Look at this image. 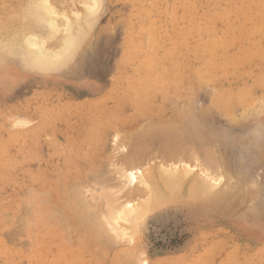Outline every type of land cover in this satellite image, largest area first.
Instances as JSON below:
<instances>
[{"label":"rangeland","instance_id":"obj_1","mask_svg":"<svg viewBox=\"0 0 264 264\" xmlns=\"http://www.w3.org/2000/svg\"><path fill=\"white\" fill-rule=\"evenodd\" d=\"M26 1L28 0H0V18H2L0 19V24L6 29L4 31L11 34L12 30L15 32L22 28L20 24L23 25L21 20H23V22L25 20L23 18L25 15L23 9L28 5ZM49 1L50 5L55 6L53 5L55 1ZM73 1L71 4L69 0L66 1V3L62 1L63 5L60 0L61 6L56 5L58 8L55 6L56 9H54L57 12L62 9V12H66V10H70L69 7L72 4H76L75 6L73 5L75 9L68 10L67 13L71 14L72 12L82 10L80 2L78 5L76 0ZM102 1H104V4H102L104 8L101 9L104 10L99 14L100 17L98 15L99 18L96 20V26L94 24L91 32L88 31L90 35L87 33L86 39L84 38L85 40L81 43L82 45L80 44L81 46H79V48L83 49L78 48L76 51L75 56L77 52L79 56H74V62L72 59V64L70 62L71 65H67L64 69L52 73L46 72L48 74L27 71V68L25 69L19 61L18 64H20L21 67H19L15 59H3L2 55L0 57V264H264V214L258 217V215L249 212L245 221H239L236 216L223 213L219 214L221 218L224 217V219H219L220 216L216 217L217 219L209 217L207 219L205 217H197L196 215L197 218H195L189 212L190 210L183 204V200L181 202L179 199L148 214L144 220L139 222L136 230L132 229L135 231V233L132 232L134 233L132 235L133 238L129 239L130 235H126V237L124 236L121 240L120 237L116 235L115 241H112L114 234L110 231V235L113 237L109 236L110 242L108 245L102 246L100 244L101 240H99L98 243V240L95 239L90 243L91 245L89 244V249L82 248L83 250H81L82 246H79L80 242H78L76 236L70 238V243H68V245L66 244L67 242L65 243L63 241V224H57L58 222L56 223L55 219H49V223L45 220L40 221L38 218L42 216L36 212V207L33 202L32 204L34 207L30 202L31 210L27 207L29 205L26 203L28 201L27 195L25 196L23 194H27L28 192L26 193L25 191L30 188H36V193L33 194H35V196L39 194L38 196H40L41 199H47L50 204L53 203L55 205L60 200V197L54 193H59L58 189L50 191L51 189H44L34 183L36 174L39 176L41 175V179L46 177V180L53 182L52 178L54 180L55 174L60 171L61 168H66L72 161H74V164L73 167L68 166L70 169L76 168L78 171H84L88 168L89 170L97 171L99 174L103 173L98 175L101 177H105L108 173L109 176H106L108 180L104 183L102 182L101 185L96 184L100 180H93L96 187L92 182L91 174H86L84 180L86 181L87 179L86 182L93 187L88 185L89 188L87 186L83 188L84 191L86 190V194L92 192V195L90 194L91 196L87 195L88 198L92 199V196L96 195L93 194L94 192H100V187L103 189L107 187L106 189H109L111 193L112 189L115 191L114 188L117 186L120 179L118 181V177L114 175L115 171H112L114 162L119 161V163H121L120 165L118 162V164L114 163L115 166L118 165V168H122L123 165L122 171H125V168H127L128 170L126 169V171L131 172L133 167H135L133 166L130 168L127 164L129 169L124 162L125 156L130 155V153L134 151L132 150L134 149V143H138L134 139V141L129 140L128 134H135L134 131L138 130L134 123L131 121L129 122L132 117L136 116L134 104L132 103V101L136 102V96L131 94L130 90L136 89L132 88L134 86L131 82L136 72H144V70L143 72L140 70V64L147 63L144 61L145 58L150 57L156 60L154 69L151 67L149 68L150 71L158 73L159 75L160 73L156 71L157 69L155 68H158V63L163 62L160 60L163 59V56H169L170 61L187 58L192 56L190 51L196 52V49H193L196 46L200 50V56L203 57L208 54L207 57H204L206 60L215 58L223 59L225 57H245L251 52H256V55H253L256 59H254V62L249 66V70L254 73L252 75L254 77H258L264 73V36L259 37L260 35L255 29L250 30L253 32L250 38L248 37L240 40V36L237 35L236 32L239 29H234V36H228L226 35V32H228L226 30L228 23H226V20H220L218 22L217 20L219 19H217L213 24V26L216 27H209L210 30L212 29V32L209 33L210 39L213 38L215 43L208 44V39L204 38L208 36V33L199 31L198 33L200 35H198L193 27L190 28V20L188 22V17L184 14V6L182 5L183 0H180L181 2L179 0H169V2L168 0H162L163 2H159L157 5L154 0H140L139 3L134 2V4L133 2L129 3L130 1L128 0ZM204 1H208L210 4L213 2L218 3L220 8L226 7L224 5L225 3H221V1L198 0L199 3ZM132 4L142 5L140 8L141 10L139 11L138 7H134ZM19 6L23 8L20 7L21 9H19ZM59 6L62 8L59 9ZM148 6H150V8ZM165 7H167V11ZM197 7H199V4H197ZM15 12H17L19 16L15 14ZM13 13L14 15H12ZM203 13L207 12L199 11L197 17H201ZM8 15L12 19L9 20ZM134 15H137L138 19L128 23V18L132 20ZM167 19L168 21H166ZM15 20L18 21L16 22ZM26 24H28V22ZM131 24H133L135 28L137 26L138 29H135L136 32L134 28L131 27ZM1 28L0 30L3 29ZM144 30L148 31V36L146 33L144 35ZM4 31H2V33H4ZM152 31L153 34H151ZM141 34L142 36H139ZM195 34L197 36H195ZM145 36L148 37V43L145 42L146 45L143 42L144 39L146 41ZM151 36L159 39L161 38V40L150 42L149 38H151ZM139 37H141V39L143 37V41ZM179 37H183L187 39V41L181 44V40L179 41L177 39ZM194 38H198L199 41ZM228 39L229 42L238 44L227 43L228 45L225 48H218V42ZM235 39L237 41H235ZM170 41L173 44H170ZM97 44L98 46H96ZM128 46L130 47L128 48ZM153 46H155V48ZM203 46L206 47L205 50L201 49ZM211 46L215 47V49L213 47L211 48ZM135 48L141 49L138 58H136L137 56L135 57V55H137ZM209 48L212 50L207 53ZM160 49L161 51H159ZM213 49L215 51H213ZM124 57L134 58L126 63L122 61L125 60ZM8 59L10 60L8 61ZM158 60H160V62H158ZM69 68L72 71H70ZM239 69L240 68L237 67L235 70L236 78L241 71ZM63 70L65 72H62ZM253 81V78L246 77L243 81V85L250 89L252 87L251 90L254 89V93L251 94L252 92H250V95H253L254 99L256 95L259 100L258 96L261 95L260 93L264 94V85L258 86L256 84L258 81H254L255 83ZM255 85H257L256 88ZM203 88L199 89L200 91L197 90L199 92L195 95V113L196 115L199 113L198 115L200 116L201 114L202 116V112L206 110L203 115L207 113L205 115L208 117L207 121L213 122L214 128L222 127L221 129L223 130L226 120L223 114L220 113L221 111L218 113L219 109L216 108V110L214 106L213 109L217 112L213 111L210 104L212 103L211 96L216 93V90L211 87L215 90H213V93L211 89V94V92H206L209 86H207V89L206 87ZM209 94L210 97L208 96ZM261 98L264 99L262 95ZM262 99L259 100V103L261 101L264 105ZM238 111L239 114L242 112L237 109V112ZM260 114V116L257 114L254 119L260 126H263L264 131V112H260ZM206 117H204L205 120ZM22 118H25L24 120L27 122ZM101 118H103V120ZM95 120L96 122L93 123ZM138 121L140 122L137 124H143L141 119ZM223 121H225V123ZM256 122H250L248 124H256ZM215 124L217 125L215 126ZM129 129L132 131L126 132ZM217 130L219 131V129ZM85 137L86 141L81 139ZM126 137L129 139L127 138V140ZM117 142L118 144H116ZM122 147L124 148L122 149ZM69 152L71 153L69 154ZM65 154H73L76 155V157H68L65 159ZM114 156L115 160L113 159ZM122 159L123 161H120ZM142 159H146V161L144 160L142 162V160H140L138 162L142 165L139 164L142 168L139 167L138 163H136L137 165L135 164L140 170L144 169L142 163H147V161H149L147 157ZM67 162H69L68 165H66ZM109 166L112 167L111 170L108 169L110 168ZM259 168L261 170H256V175H254V184L262 185L263 188L261 192L262 198L264 199V164L263 167L261 165ZM197 169L198 168H194L192 174L197 173ZM137 170L138 169L135 168L131 173ZM87 171L88 170H86V172ZM111 172L112 174H110ZM219 176L220 174L217 176V180ZM221 177L223 178L224 175L220 176V178ZM224 178L226 182V177ZM223 179L221 180L223 181ZM218 181L219 185L224 182L221 181L220 184V180ZM123 182L124 180L122 183ZM226 183H223L222 186L226 185ZM66 190L67 189H64L63 191ZM63 191L61 190L62 193ZM68 191L63 193V197H69V195H66V193L70 194ZM46 192L48 195L50 192L51 196H48ZM88 198H86V203L90 202L93 204V201L91 202V199ZM69 203L68 201L67 204L72 205V203ZM47 205L49 206V204ZM48 206H44L46 207L47 214L52 211V209L49 208L51 206ZM64 207L68 206L66 205ZM28 208L29 211L27 210ZM42 208L40 212L45 215L46 212H44V210L42 212ZM17 215H20V217ZM17 220L23 223L20 222V224ZM11 223L15 225L14 229L17 228L18 230H14ZM23 224L26 227H24ZM4 234L9 236L8 239ZM14 234H17V236ZM128 243H130V245ZM103 244L106 243L104 242ZM131 250H135L142 254V256H138L137 258L139 261L128 254ZM130 257L133 259L131 260Z\"/></svg>","mask_w":264,"mask_h":264},{"label":"bare ground","instance_id":"obj_2","mask_svg":"<svg viewBox=\"0 0 264 264\" xmlns=\"http://www.w3.org/2000/svg\"><path fill=\"white\" fill-rule=\"evenodd\" d=\"M53 1H55L54 3H56V4L53 3V5L58 6L62 1H65L66 3V1L68 0H61V2L60 0L59 1L53 0ZM69 1L71 4L73 0H69ZM76 1L78 5L80 2V6H82V10L77 12L71 11L72 12L71 14L67 13L69 9L66 10V12H62L63 9L60 11L58 10L57 12L55 10L56 9L55 6L50 5L49 0L26 1L28 2V5L27 4H26L27 6L24 5L25 8L23 9V12H25L23 18L25 20L23 22V20H21L20 18V20L22 21L20 22L23 23V25L20 24V26H22L20 30L15 32H13L12 30L13 33L11 32L10 34L7 31H4L6 29L2 27L0 24V26L3 28L2 29L0 27L2 29L0 30V57L2 55L3 59L4 58L5 59L11 58L12 60L15 59L17 64L19 61L22 64V66L25 67V69L27 68V71H34L40 73H46V72L52 73L55 71H60L65 67H67V65L70 64L73 57L75 56V53L78 50L79 46L82 45L81 43H83V40L86 39L85 38L86 34L88 33V31L91 32L94 24L96 26L97 23L96 20L97 18L100 17L99 14L104 10L101 9L104 8L102 7V4H104L103 3L104 1L102 0H76ZM128 1H130L129 3L133 2L134 4V2L139 3L140 0H128ZM154 1L156 2V5L157 3L159 4V2L160 3L163 2L162 0L161 1L154 0ZM217 1H221V3L224 2L225 3L224 5L226 7L220 8V5L218 3L213 2L212 4H210V2L208 1L199 3L200 1L198 2V0H183L182 2V5L184 6L183 9L185 11L184 14L185 16L188 17V22L190 20L189 22L190 28L193 27V29L196 30V34L198 35H200L198 33L199 31L208 33V36L204 37L205 39H208V44L215 43L213 41V38L210 39L211 37L209 36V33L212 32L211 31L212 29L210 30L209 27L212 26L213 28L214 27L213 24L214 22H216L215 20L217 19H219L217 20L218 22L220 20H226V23H228L226 27V30L228 31L226 32V35L228 36L235 35L234 29L236 30L239 29L236 32L237 35L240 36V40H243L248 37L250 38L252 36L251 34H253V32L250 31L252 29H255V31L258 32V34L260 35L259 37L264 36L263 34L264 0H217ZM133 4L132 6L138 7L139 11L141 10L140 8L142 7V5H133ZM197 4H199V7H197ZM73 5L74 4H72L69 7L70 10L74 8ZM60 6L59 9L62 8ZM150 6L148 7L150 8ZM20 7L21 6H19V9L23 8ZM165 8L167 11V7ZM199 11H204L207 13H203L201 17H197ZM15 14H17V12H15ZM12 15H14V13ZM17 15L19 16V14ZM8 19L10 20L12 18H10L9 16ZM137 19L138 16L134 15L132 20L128 18L127 22L129 23L130 21H136ZM166 21H168V19ZM27 22L29 25L26 24ZM133 24H131V27H133ZM133 28L134 30L138 29L137 26L136 28L135 27ZM2 31H4V33H2ZM147 32L148 31L144 30L143 32L144 35L145 33L147 35ZM142 34L139 36H142ZM151 34H153V31ZM196 34L195 36H197ZM152 36L151 38H149L150 42L152 41L156 42L158 40H161V38L159 39L157 37H152ZM139 38L141 39V37ZM145 38L146 41L145 39L143 41V37L141 39L144 43L147 42L148 37L145 36ZM177 39L179 41L181 40L182 42L181 44L187 41V39L183 37H179ZM194 39L198 40V38H194ZM235 41L237 40L235 39ZM218 43H219L217 44L218 48L223 49L228 45L227 43L231 44L232 42H229L228 39ZM170 44L173 43L170 41ZM96 46H98V44ZM129 47L130 46H128V48ZM153 47L155 48V46ZM212 47L213 46H211V48ZM213 48L215 49V47ZM79 49H83V48H79ZM193 49H196V52L190 51L192 56L182 59L180 58V60L170 61L169 56L168 57L163 56L162 57L163 59H160L163 62H160V60H158V62H160L158 63L159 69L155 68L157 69L156 71L160 73L159 75L158 73H154L153 71H150L149 68L151 67L154 69V66L156 64L155 59L147 57L144 59V61H146L147 63H142V65L140 64L141 66L140 70L142 72L144 70V72L143 73H139V71L136 72L135 77L131 81L134 86L132 88H136V89L130 90V93L136 96V102L132 101V103L134 104L133 106L135 108L136 116L132 117L129 120V122L131 121L132 123H134L135 127H137L136 129L138 130L134 131L135 134L128 133L130 139L126 137V139L128 138L129 140L132 141L135 140L138 143H134L135 144L134 149H132L134 151L130 153V155H126L124 160L126 167L129 168L130 166L131 168L135 166L133 167V169L135 170L136 168L138 170L134 173H131L133 169L131 170V172H128L126 171L127 168H125V171L124 170L122 171L123 165L122 168L120 167L118 168L117 167L118 165L116 166L114 165V163L117 162L119 163V161L114 162L113 165L110 162L113 168L109 166L110 168L108 169L111 170L112 168V171L113 170L115 171V174L114 173L113 174L118 177L117 178L118 181L119 179L121 181V182L119 181L120 183L117 181L118 182L117 186L115 185L116 187L114 188L115 191H113L112 189V193H111L109 189L108 190L106 189L107 187L104 189L100 187L99 189L100 192L98 191L99 193L96 190L97 193L95 192L93 193L96 195H93L92 199L88 198L87 195L89 196L92 192L90 194L89 193L86 194L85 192L86 190L84 191L83 187L86 186L88 187V185L89 186L92 185L86 182L87 179L86 181L84 180L86 178V174L87 175L91 174L92 182L94 179L100 180L96 184L101 185L102 182L104 183L106 182V180H108L106 179L108 173L105 177H101L98 175H101L103 173L99 174L97 171L89 170L88 168L86 169L88 170L87 172L86 170L78 171V169L76 168L73 169L68 168V166L73 167L74 161H72L71 164L67 162L66 165L68 164L69 165L66 166V168H64L61 165L63 168H61V170L55 174L54 176L55 181L52 178L53 182L46 180L45 176H44L45 178L43 179H41L42 178L41 175H40L41 177L37 174L35 176L34 183L37 186H40L44 189H51L50 191L56 189L59 190V193L54 192L55 195L57 194V196L60 197V200L57 204L55 205L53 203L50 204V202L47 199H41L40 196H38L39 195L38 193H37L38 195L35 196V194L33 193H36V188L34 189L30 188L28 190L26 189L25 192L28 193L23 194L25 196L27 195L28 201L26 203L29 205L30 202L31 205L34 204L36 207V212L40 214V216H42L39 217L38 220L40 221L45 220L48 221L49 223V219L50 220L55 219L56 220L55 222L56 223L58 222L57 224L59 225L63 224L62 229L64 231L62 234L63 236L62 239L65 243L67 242L66 243L67 245L68 243H70V238L73 236H76L78 242H80L79 246L80 245L82 246L81 250L89 249V244L95 239L98 240V243L99 240H101L100 244L102 246L109 244L110 237L114 236L112 241H115L116 235L120 237L121 240L123 239L124 236L126 237V235H130L131 237L129 236V239H131L133 238L132 235L135 233V231L132 229L136 230V227L138 226L139 222L144 220L148 216V214L155 212L160 207L179 199L181 200V202L183 200V204L190 210L189 212L195 218L205 217L208 219V217L216 218L220 216L219 219H224V217L221 218L220 215L223 213V214L234 215L239 221L241 220L245 221V219L248 217L247 214H249V212H252L254 215H258V217L263 216L264 199L262 198V192H261L263 187L261 184L260 185L254 184V175H256L255 173L258 171V169H260L259 166L262 165L263 167L264 164V134H263L264 131H263V126L261 125L262 126L261 127L258 124V122L255 121L254 118H256L257 114L259 115L260 112L261 113L264 112V107H263L264 105L262 104L263 102L261 103L260 101L262 105L259 103V100L262 99L261 95L262 97H264L263 96L264 94L260 93L261 95L258 96L259 100L257 96L254 94L255 95V99H254V96L250 95V92H252L251 94L254 93L253 92L254 89L251 90L252 87L250 89L243 85V81L246 79V77H251L253 78L254 81L256 82L258 81L260 84H262L260 85L257 82L256 84L258 86L264 85V73L258 77H254L252 76L254 73L251 70H249V66L251 65L252 62H254L253 60L256 59L253 57V55L254 56L256 55L255 54L256 52H251L249 53L248 56L245 57H238V58L225 57L223 59L215 58L211 60H206L204 57H207L208 54L202 57L200 56V50L198 49L197 46L194 47ZM201 49L205 50L206 47L203 46L201 47ZM214 49L213 51H215ZM135 50L137 51V55H135V57L137 56L136 58H138L141 49L135 48ZM211 50L212 49L209 48L207 50V53L208 51ZM159 51H161V49ZM79 53L81 54L80 51ZM77 54L76 56H79ZM124 58L125 60L122 61L127 63V61L132 60L134 57L131 58L124 57ZM9 60L10 59H8V61ZM18 65L19 67H21L20 64ZM237 67L240 68L239 70L241 71L238 77L236 78L235 70L237 69ZM70 71L72 70L70 69ZM62 72L65 71L63 70ZM257 85H255V88L257 87ZM202 86L206 87V89L207 86H209L210 89L208 88L209 90L208 89L206 90V92L208 91V93L211 92L210 90L212 88L216 90V93L214 95L211 92L212 103L210 104L212 106L213 111L219 109L218 113L219 111H221L220 113L223 114L224 119L226 120V123L225 121H223L225 123L224 124L225 129L223 128V130L225 131L221 129L222 127L214 128L213 122L209 120H208L209 122L207 121L208 117L205 116L207 113L203 115L206 111L205 109L204 112H202L203 110L201 111L203 118L201 114L200 116L198 115L199 113L197 114L198 116L196 115L195 107H194V100H196L195 95H197V93L200 91L199 89L203 88ZM214 89H212V91ZM208 96L210 97V94ZM255 101H257L258 103ZM262 101H264V99H262ZM213 106L215 107V109L216 108L217 109L214 110ZM237 109L242 111L240 113L241 115L239 114V111L237 112ZM237 114L240 116H238ZM204 117H206V120L204 119ZM101 119L103 120V118ZM140 119L143 121V124L140 123L142 125L137 124L138 122H140L138 121ZM95 122L96 120L93 121V123ZM250 122H256V124H248ZM216 125L217 124H215V126ZM131 129H129L126 132L132 131ZM217 129H219V131ZM81 139L86 141V137ZM116 144H118V142ZM123 148L124 147H122V149ZM70 153L71 152H69V154ZM65 156H66L65 159H67L68 157L71 158L76 157V155L73 154L71 155L65 154ZM145 157H147L149 161H147V163L144 162L146 164L142 163L144 169L140 170L139 168L136 167L137 165L136 163H138L140 160H142V162L144 160L146 161V159H142ZM114 158L115 156L113 157V159ZM120 161H123V159ZM120 164L121 163H119V165ZM139 164L140 163H138V165ZM194 168H198L197 169L198 172L192 174ZM110 174H112V172ZM219 174L220 176L224 175V177H226V182H228L226 183L224 180L225 178L223 177L224 178L223 179L222 177L220 178L219 176L218 180H220V184L222 181L221 179H223L224 182L223 181L222 182L226 183V185L222 186L223 183L219 185L218 183L219 181L217 180V176ZM122 178L124 180L123 183H122L123 181ZM64 189L67 190L63 191ZM61 190L63 191V193L69 190L68 192L70 194L66 193V195H69V197L66 196L63 197V193L61 192ZM49 195L51 196L50 192ZM86 198L91 199V202L93 201V204L90 202L86 203L87 201ZM68 201L72 203V205H68L67 204ZM47 204H49V206L51 207H49ZM65 204L68 207H64L66 206ZM29 205L27 207L30 208L31 205L30 206ZM44 206H48L50 209H52V211L49 214H47L46 207ZM29 208L27 209L28 211ZM41 208H42V212L43 210L44 212H46L45 215H43L40 212ZM57 210L59 211V213ZM18 217H20V215ZM17 222L19 221L17 220ZM14 224H12L13 229L15 226ZM24 227L26 226L24 225ZM110 231L111 233L114 234V235L112 234L113 236L110 235L111 234ZM14 235L17 236V234ZM5 236H7V234ZM8 237L9 236H7V239ZM104 242L106 244H103ZM128 244L130 245V243ZM130 252H128V254L134 259L136 258L135 260H138L137 259L138 256H142L141 253L136 252L135 250H131Z\"/></svg>","mask_w":264,"mask_h":264}]
</instances>
